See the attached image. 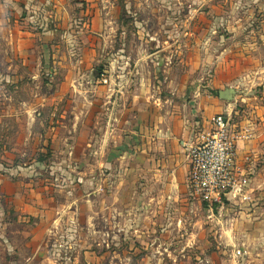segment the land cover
I'll use <instances>...</instances> for the list:
<instances>
[{
    "label": "rangeland",
    "instance_id": "rangeland-1",
    "mask_svg": "<svg viewBox=\"0 0 264 264\" xmlns=\"http://www.w3.org/2000/svg\"><path fill=\"white\" fill-rule=\"evenodd\" d=\"M92 3L79 0L82 8ZM95 3L106 9L104 18L108 17L96 34L94 51L87 34L78 40L68 41L60 34L45 39L26 18L7 7V19L13 24L18 21L21 35L30 37L27 46L33 60L24 64L13 57V44L6 38L0 44L4 53L0 55V163L24 169L34 183L48 186L52 201L67 205L68 215L53 227L59 232L50 244L36 245L35 251L19 236L18 263L264 264V185H258L264 181V0ZM82 15L90 25L92 16ZM171 36L179 42L173 46L160 42ZM159 45V59H144ZM115 47L130 56L128 68H139L141 62L144 69H152L157 82L164 80L168 70L189 73L200 62L189 90L201 85L199 96L213 95L225 103L226 110L219 113L228 114L237 131H243L242 148L255 140L254 147L261 149L259 157H249L255 166L245 173L249 178L245 197L209 211L186 189L178 199L167 197L156 205L149 200L151 192L144 189L143 180L134 185L128 181L115 192L114 186L122 182L118 173L108 176L105 166L92 168L95 156L90 152L79 158V139L70 141L75 146L72 154L64 152L65 143L54 136L67 128L66 121L79 120L81 93L61 94L63 76L78 65L72 63L75 58L82 61L90 84L92 71L104 69L109 76L112 67L106 57ZM195 54L200 55L197 61ZM44 58L51 62L43 65ZM226 88L234 90L231 100L220 97V90ZM85 104L80 115L91 120L93 105ZM33 226L32 219L14 229L29 231Z\"/></svg>",
    "mask_w": 264,
    "mask_h": 264
},
{
    "label": "crops",
    "instance_id": "crops-1",
    "mask_svg": "<svg viewBox=\"0 0 264 264\" xmlns=\"http://www.w3.org/2000/svg\"><path fill=\"white\" fill-rule=\"evenodd\" d=\"M87 1L93 3L82 8L79 0H0V44L6 38L8 44H13V57L21 58L24 64L33 60L28 47L30 37L21 35L22 31L16 28L18 21L13 24L7 19V7H12L33 26L36 23L40 27L46 23L49 30L41 32L45 39L56 38L60 34L68 41L78 40L87 34L94 51L97 48L96 34L100 29L102 32L101 22L108 17L104 18L108 12L99 8L96 0ZM82 14L92 16L90 25L86 26ZM153 40H156L155 45L158 44V39ZM178 40L171 36V40L160 42L173 46ZM159 48L149 53L150 57L144 55V59H159L162 55V48ZM3 54L0 51V55ZM193 56L196 61L200 59L199 54ZM106 58L112 67L111 74H104V69L96 73L92 71L91 84L86 80L90 78L81 65L82 61L79 63L76 58L72 60L78 65L63 76L61 94L73 93L74 90L81 93L79 120L66 121L67 128L56 132L55 140L63 141L66 146L64 152L72 154L75 146L70 141L72 138L79 139V158L90 152L95 156L92 168L105 166L108 176L118 173L122 182L118 187L114 186L115 192L116 188H122V184L128 181L134 185V182L143 180L144 189L151 192L149 200H153L156 205L167 197L178 199L180 193L189 189L186 144L197 138L199 129L195 128V124H207L213 115L226 110L227 105L213 95L201 93L199 96L201 85H192L189 90L192 72L200 67V62H196L189 73L168 70V74L164 73V80L157 82L152 69H144L141 62L139 68H128L130 56L122 49L116 51L115 47ZM49 61L44 58L43 65H48ZM50 75H53V71ZM85 101L93 105L91 120L80 115ZM69 124L73 126L69 127ZM254 141L245 149L242 148L245 143H238L237 165L242 173H249L251 166H255L250 161L260 156L261 149L254 147ZM30 178L24 175L13 177L0 172V264H19V236H23L26 246H33L35 251L36 245L40 248L43 243L51 242L59 232L54 231L53 227L56 228L60 219L68 216L67 205L58 206L47 193L48 186L41 187ZM79 181L84 180L79 177ZM263 183V180L258 181V185ZM32 219L36 226L31 230L14 229V226L27 225Z\"/></svg>",
    "mask_w": 264,
    "mask_h": 264
},
{
    "label": "built area",
    "instance_id": "built-area-1",
    "mask_svg": "<svg viewBox=\"0 0 264 264\" xmlns=\"http://www.w3.org/2000/svg\"><path fill=\"white\" fill-rule=\"evenodd\" d=\"M108 79H105L107 81ZM195 141L187 145L188 187L209 208L245 197L249 178L237 165V148L243 131H237L226 113L214 115L207 124L197 123Z\"/></svg>",
    "mask_w": 264,
    "mask_h": 264
},
{
    "label": "trees",
    "instance_id": "trees-1",
    "mask_svg": "<svg viewBox=\"0 0 264 264\" xmlns=\"http://www.w3.org/2000/svg\"><path fill=\"white\" fill-rule=\"evenodd\" d=\"M35 26H37V29L41 32L43 31H48L49 28L47 26V24H43L42 26H38L36 23H35ZM216 94H218V92H216ZM18 167H8L6 166L5 164L3 163H0V172H3V173H7L13 177H16L18 175H27V176H30L26 171H23L21 169H16Z\"/></svg>",
    "mask_w": 264,
    "mask_h": 264
},
{
    "label": "water",
    "instance_id": "water-1",
    "mask_svg": "<svg viewBox=\"0 0 264 264\" xmlns=\"http://www.w3.org/2000/svg\"><path fill=\"white\" fill-rule=\"evenodd\" d=\"M220 97L226 100H231L234 95L233 88H226L225 90H220Z\"/></svg>",
    "mask_w": 264,
    "mask_h": 264
}]
</instances>
